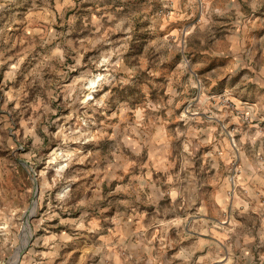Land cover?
<instances>
[{"label": "rangeland", "instance_id": "1", "mask_svg": "<svg viewBox=\"0 0 264 264\" xmlns=\"http://www.w3.org/2000/svg\"><path fill=\"white\" fill-rule=\"evenodd\" d=\"M127 245L264 264V0H0V264Z\"/></svg>", "mask_w": 264, "mask_h": 264}, {"label": "crops", "instance_id": "2", "mask_svg": "<svg viewBox=\"0 0 264 264\" xmlns=\"http://www.w3.org/2000/svg\"><path fill=\"white\" fill-rule=\"evenodd\" d=\"M126 250V252L122 253V254H127L126 257L123 256V259H121L120 257H116V256H113V255H116L117 253H115L114 251H110L109 254H112V256L108 257V256H105L103 253H101V255L99 254L98 255V248H92V252L89 254V256H91V264H114V263H118V262H126V261H130L131 259H133V257L131 256L132 253H131V249L130 247L127 245V247L124 248ZM120 253V252H118ZM118 255V254H117ZM121 255V254H119ZM83 259L86 258L88 256V254H83L82 255ZM93 256H95V258H93Z\"/></svg>", "mask_w": 264, "mask_h": 264}]
</instances>
